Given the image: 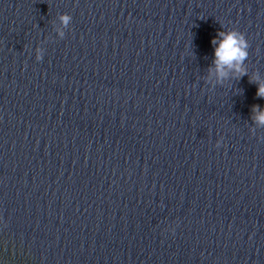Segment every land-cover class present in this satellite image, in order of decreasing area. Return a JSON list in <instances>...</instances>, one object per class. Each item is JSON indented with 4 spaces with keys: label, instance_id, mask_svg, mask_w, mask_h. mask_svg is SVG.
I'll list each match as a JSON object with an SVG mask.
<instances>
[{
    "label": "water",
    "instance_id": "95a60500",
    "mask_svg": "<svg viewBox=\"0 0 264 264\" xmlns=\"http://www.w3.org/2000/svg\"><path fill=\"white\" fill-rule=\"evenodd\" d=\"M259 83L264 0H0V264H264Z\"/></svg>",
    "mask_w": 264,
    "mask_h": 264
},
{
    "label": "clouds",
    "instance_id": "9594fccd",
    "mask_svg": "<svg viewBox=\"0 0 264 264\" xmlns=\"http://www.w3.org/2000/svg\"><path fill=\"white\" fill-rule=\"evenodd\" d=\"M71 17L68 14L59 16L60 26L55 28L59 37L65 35L63 29L70 23ZM213 47V60L210 68V75L215 77V82L222 83L229 78L230 73L244 75L245 61L249 55V44L244 34L236 29L218 31L211 40ZM37 59L41 58V49L37 50ZM259 80V77L256 78ZM256 95L264 98V83H259ZM253 121L256 127H264V108L254 105L252 108Z\"/></svg>",
    "mask_w": 264,
    "mask_h": 264
}]
</instances>
